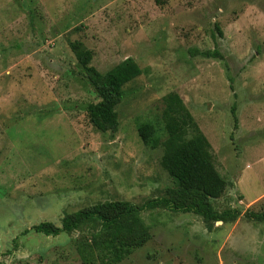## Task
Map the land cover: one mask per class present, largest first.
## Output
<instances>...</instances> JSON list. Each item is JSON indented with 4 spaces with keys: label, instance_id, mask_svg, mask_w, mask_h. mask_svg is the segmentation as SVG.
I'll list each match as a JSON object with an SVG mask.
<instances>
[{
    "label": "rangeland",
    "instance_id": "1",
    "mask_svg": "<svg viewBox=\"0 0 264 264\" xmlns=\"http://www.w3.org/2000/svg\"><path fill=\"white\" fill-rule=\"evenodd\" d=\"M75 41L103 73L127 58L142 68L123 88L116 131L90 120L100 98ZM214 49L223 58L200 53ZM170 93L227 182L215 209L242 213L209 229L195 211L145 210L152 238L118 264H264V221L245 216L264 211V0H0V259L85 264L88 228L24 230L107 200L173 197L164 146L139 132L151 121L164 138Z\"/></svg>",
    "mask_w": 264,
    "mask_h": 264
},
{
    "label": "trees",
    "instance_id": "2",
    "mask_svg": "<svg viewBox=\"0 0 264 264\" xmlns=\"http://www.w3.org/2000/svg\"><path fill=\"white\" fill-rule=\"evenodd\" d=\"M72 48L85 76L100 98L98 102L88 105L91 122L103 132L116 131L120 123L116 107L123 99V88L142 73V68L133 58H127L103 73L91 65L93 53L85 49L82 42L75 41ZM200 53L205 57L223 58L217 49ZM164 100V138L160 139V133L151 121L141 124L139 132L147 145L164 146L161 164L176 182L173 197L158 196L142 204L128 200H107L67 213L61 225L46 220L25 229L23 233L34 230L57 236L62 232L72 233L88 228L91 230L88 240L79 246L83 262L94 264L96 260H101L105 264H118L152 238L150 228L141 216L145 210L173 207L182 211H195L203 216L209 229L217 221L225 223L237 220L241 210L218 211L214 207L212 200L223 195L227 182L214 164L208 138L177 93L168 94ZM232 112L237 122L235 106ZM191 131L193 134L189 136ZM245 216L264 221V211L247 209ZM0 264L6 263L0 259Z\"/></svg>",
    "mask_w": 264,
    "mask_h": 264
},
{
    "label": "crops",
    "instance_id": "3",
    "mask_svg": "<svg viewBox=\"0 0 264 264\" xmlns=\"http://www.w3.org/2000/svg\"><path fill=\"white\" fill-rule=\"evenodd\" d=\"M258 197H259V196H258ZM258 197H257V198H258ZM257 198L253 199L252 202H254L255 200H257Z\"/></svg>",
    "mask_w": 264,
    "mask_h": 264
}]
</instances>
